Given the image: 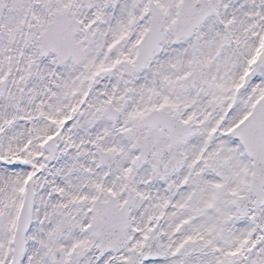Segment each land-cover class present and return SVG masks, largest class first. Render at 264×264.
<instances>
[{
    "label": "snow or ice",
    "instance_id": "snow-or-ice-1",
    "mask_svg": "<svg viewBox=\"0 0 264 264\" xmlns=\"http://www.w3.org/2000/svg\"><path fill=\"white\" fill-rule=\"evenodd\" d=\"M0 264H264V0H0Z\"/></svg>",
    "mask_w": 264,
    "mask_h": 264
}]
</instances>
